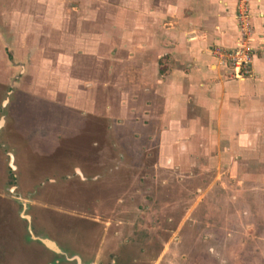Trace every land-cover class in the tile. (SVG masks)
<instances>
[{
	"label": "rangeland",
	"instance_id": "rangeland-1",
	"mask_svg": "<svg viewBox=\"0 0 264 264\" xmlns=\"http://www.w3.org/2000/svg\"><path fill=\"white\" fill-rule=\"evenodd\" d=\"M175 1L0 0V264H264V128L190 99L160 147L137 39Z\"/></svg>",
	"mask_w": 264,
	"mask_h": 264
},
{
	"label": "crops",
	"instance_id": "crops-1",
	"mask_svg": "<svg viewBox=\"0 0 264 264\" xmlns=\"http://www.w3.org/2000/svg\"><path fill=\"white\" fill-rule=\"evenodd\" d=\"M162 0H156L154 6ZM171 3L169 16L163 11L148 9L140 16L153 21L148 30L145 23L139 29L138 39L134 33H128L124 39L129 44H139V59L142 60V78L147 79V72L154 70V81L144 83L154 87L151 91L157 98L162 96L164 115L162 123L166 127L161 131L160 147L164 135H183L182 119L185 117L184 103L193 100L204 108L211 110L212 104L219 108L218 118L224 123L234 119L237 126L221 133L250 134L262 133L264 122V0H250L251 25L255 30L252 43L251 74L242 81L227 78L225 66L212 54L209 46L219 45L236 49L239 42V30L236 25V0H177ZM253 7H252V6ZM153 6V8H154ZM153 10V11H152ZM159 26L170 27L164 33H158ZM177 30V31H176ZM180 32L182 36H179ZM144 35L150 38H145ZM175 37L178 41L175 42ZM133 52L128 53L132 57ZM163 57H169L170 63L162 65ZM223 65V66H222ZM227 69L225 70V72ZM231 79V80H230ZM108 86V85H107ZM149 91V90H145ZM243 103H249L250 109L244 110ZM198 106V105H197ZM215 106V107H216ZM237 110L229 115L227 107ZM247 107V106H246ZM215 109V108H214ZM224 111V115L221 113ZM232 112V111H231ZM248 113V115H247ZM221 116V117H220ZM209 118V117H208ZM3 125V124H2ZM262 125V126H261ZM226 128V127H225ZM232 128V130H231ZM241 129V130H239ZM166 145V144H165ZM174 149V144H171Z\"/></svg>",
	"mask_w": 264,
	"mask_h": 264
},
{
	"label": "built area",
	"instance_id": "built-area-1",
	"mask_svg": "<svg viewBox=\"0 0 264 264\" xmlns=\"http://www.w3.org/2000/svg\"><path fill=\"white\" fill-rule=\"evenodd\" d=\"M236 20L239 29V44L233 51H214L215 56L231 70L236 80H244L251 74L254 34L251 25L250 0H236Z\"/></svg>",
	"mask_w": 264,
	"mask_h": 264
},
{
	"label": "water",
	"instance_id": "water-1",
	"mask_svg": "<svg viewBox=\"0 0 264 264\" xmlns=\"http://www.w3.org/2000/svg\"><path fill=\"white\" fill-rule=\"evenodd\" d=\"M2 124H3V120L0 122V127L2 126ZM11 157H12V160H13V156H11ZM11 168H12V169H15V167L13 166V164H11ZM26 219L29 220V217H26ZM31 239H33V240H39L38 238L33 237V235H32V238H31ZM40 241H41V240H40ZM41 242H42L44 245H46L48 248H50L51 250L60 253V251L57 249V247L55 246L54 243L49 242V241H47V240H43V241H41ZM78 261H79V260H78Z\"/></svg>",
	"mask_w": 264,
	"mask_h": 264
},
{
	"label": "flooded vegetation",
	"instance_id": "flooded-vegetation-1",
	"mask_svg": "<svg viewBox=\"0 0 264 264\" xmlns=\"http://www.w3.org/2000/svg\"><path fill=\"white\" fill-rule=\"evenodd\" d=\"M15 169H16V168H15ZM39 240H41V239H39ZM43 240H44V239H43ZM43 240H41V241H43ZM47 241H49V240H47ZM49 242H51V241H49ZM52 243H53V242H52ZM74 260H77V259L74 258ZM77 261H78V260H77Z\"/></svg>",
	"mask_w": 264,
	"mask_h": 264
}]
</instances>
